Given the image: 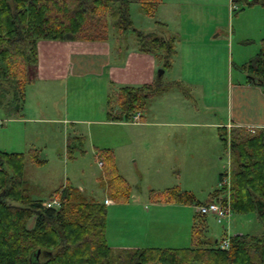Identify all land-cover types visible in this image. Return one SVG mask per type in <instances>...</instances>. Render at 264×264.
I'll return each instance as SVG.
<instances>
[{"label": "trees", "instance_id": "obj_1", "mask_svg": "<svg viewBox=\"0 0 264 264\" xmlns=\"http://www.w3.org/2000/svg\"><path fill=\"white\" fill-rule=\"evenodd\" d=\"M130 1L0 0V105L20 107L25 86L35 74L39 39L105 40L109 36V18H113L118 41L132 30L140 50L155 54L162 68L169 65L175 37L134 27ZM137 1L150 16L160 2ZM258 1L264 5V0H231L236 9ZM240 67L249 80L264 83V43ZM158 85H122L117 93L120 111L112 117L129 120L135 111L144 108ZM221 138L228 144L230 155L231 209L255 211L256 200L264 199V129L222 127ZM96 154L107 176L108 193L117 201L126 200L131 186L117 172L112 150L99 148ZM38 155L37 148H31L28 154L0 149V264H264V232L231 234L229 247L222 249L218 242L208 244L201 221L205 215L197 212L191 245L113 247L106 236L105 203L88 199L69 184L51 192V196L59 198L56 207L44 206L43 199L28 193L23 186L25 162L27 158L42 162L44 159ZM223 175L220 173L219 178ZM223 187L216 188L205 202L215 199ZM157 199L202 202L194 201L191 192L175 188ZM31 217L34 221L29 226ZM37 249L40 251L36 257Z\"/></svg>", "mask_w": 264, "mask_h": 264}, {"label": "rangeland", "instance_id": "obj_2", "mask_svg": "<svg viewBox=\"0 0 264 264\" xmlns=\"http://www.w3.org/2000/svg\"><path fill=\"white\" fill-rule=\"evenodd\" d=\"M189 2L187 0L183 7L186 12L183 25L198 22L199 26L205 25L204 28L208 29V25L216 24L222 30L216 36L214 31L210 35L215 40L211 44V51L216 61L219 59L220 62V97L221 103H225L227 83L245 76L240 62L254 56L259 48L260 37L264 35V5L258 1L250 5H239L236 9L237 5H232L231 0H198L196 4ZM129 11L134 27L150 29L149 23L155 16L146 14L137 0L130 1ZM190 11L198 16H190ZM171 23L175 24L173 20ZM159 28L151 32L163 37ZM108 31L109 36L115 40L116 26L113 18H109ZM188 35L190 38L195 37L200 44L203 43L201 34ZM246 37L250 39L246 40ZM135 40L133 31H127L123 41L132 44L131 41ZM25 88L30 101L35 86L27 83ZM171 100L176 102L172 94L163 102ZM201 100L197 99V106L201 107ZM149 103L150 108L159 114L154 119L164 121L166 118L157 110L165 106V103L158 98L151 99ZM99 106L101 104L91 110L80 108L78 114L85 118L102 117ZM221 110L225 112L224 107ZM23 114L22 118L10 117L0 105V148L28 151V146H32L39 149L38 156L44 160L35 163L27 158L26 168L24 166L23 186L32 197L48 199L52 190L63 183L72 185L88 199H102L107 194L111 197L106 187L104 167L94 155V145H105L112 150L118 166L117 172L128 180L131 187L126 200L117 201L111 197V202L106 204V230L111 244L135 243L142 247L191 245L195 203L179 201L183 204L176 208L157 198L168 195L169 190L175 188L191 192L196 202L206 201L221 186L219 173L224 174L230 185L228 144L221 138L222 127L208 124L173 126L171 130L180 128L187 131L185 141L176 146L175 150V143L165 148L167 144L164 139L161 143L152 137L156 132L169 129V126L40 120L34 117L54 116L26 104ZM54 115H57L56 112ZM221 191L226 194V187ZM202 220L203 226L208 224L207 232L205 230L204 233L209 245L236 232H264V211L260 214L257 210H231L222 222H218L213 215L201 217Z\"/></svg>", "mask_w": 264, "mask_h": 264}, {"label": "crops", "instance_id": "obj_3", "mask_svg": "<svg viewBox=\"0 0 264 264\" xmlns=\"http://www.w3.org/2000/svg\"><path fill=\"white\" fill-rule=\"evenodd\" d=\"M186 1L160 0L153 15L155 18L149 23L150 29H147L148 27L145 30L143 29V31L156 32V28L160 27L158 31L161 35H173L175 37V52L172 55L170 64L165 66L162 72L158 71L161 66L156 55L152 52L140 50L136 40L131 41L132 44H126L123 40V42L118 41L116 38L113 40V36H108L105 40L39 39L37 41L35 74L33 79L28 82L35 86L32 100L29 101L27 93L24 91L19 108L18 105L15 107L2 105V107L7 110L8 116L13 118L24 116L23 108L26 104L30 108H36L38 111H44L46 114L50 113L54 116L45 117L40 115L34 117L40 120L61 121L64 123L107 121L144 126L155 124L169 126V129L156 132L152 137L161 143L164 139L167 144L165 148L175 143V150L176 146L185 141L187 131L180 128L171 130L170 128L173 126L208 124L210 126L225 127L228 130L231 126L240 125L247 128L264 129V83L249 80L246 72L241 69V71H244L245 76L227 83L225 103H221L220 62L219 59L216 61L215 54L211 51V44L215 40H212L210 32L214 31L216 36L222 30L216 24L208 25V29L204 28L205 25L199 26L198 22L183 25L186 14L183 7ZM197 1L190 0L189 4H196ZM190 16L198 15L190 11ZM171 20L175 24L171 23ZM177 22H179V25H176ZM198 33L203 37V43L201 44L197 42L195 37L190 38L188 35L194 34L196 36ZM249 39L248 37L246 40ZM263 43L264 35L260 37L259 48L254 56L263 46ZM214 51L216 52V50ZM249 59L241 61L240 64L242 65ZM153 82H158V91L149 97L144 108L135 111L140 114L139 120H132V116L129 120L114 119L112 117V114H117L120 111L117 93L122 85H139ZM170 94L175 96L176 102L172 100L163 102V100L169 98ZM157 98L160 102L165 103V106L157 110L160 115L166 118L164 121H156L154 118L159 114H156L150 108V100ZM198 98L202 99L201 107L196 105ZM100 104L101 110L99 112H101L102 117L85 118L78 114L80 108L91 110ZM221 107H224L225 112L221 110ZM55 112L57 115H54ZM100 147L109 148L105 145L95 144L94 155L97 158L96 152ZM31 148L36 147L28 146L26 149L28 151L0 149L22 151L28 154ZM28 159L30 160V158ZM65 185L67 183H63L58 187ZM105 198L109 199L107 203L104 202ZM95 200L106 205L111 202V197L107 194L102 199L96 198ZM165 202L176 208H180V205L183 204L173 200ZM193 220L194 215L192 223ZM33 221L34 219L30 218L28 225L32 226ZM207 225L204 229L206 232ZM206 232L204 236H206ZM106 236L109 242L108 230H106ZM110 245L126 248L142 247L135 243L116 242L110 243ZM143 247H148V245Z\"/></svg>", "mask_w": 264, "mask_h": 264}, {"label": "built area", "instance_id": "obj_4", "mask_svg": "<svg viewBox=\"0 0 264 264\" xmlns=\"http://www.w3.org/2000/svg\"><path fill=\"white\" fill-rule=\"evenodd\" d=\"M140 114L139 112H135L132 115V120H139ZM100 165L102 164L101 161ZM220 185L226 187V194L221 192L215 199L210 200L208 202H201L197 203L196 205V212L202 215H213L214 218L218 222H222L226 216L230 213L231 205L229 200V183H227L226 178L224 176L220 179ZM109 201L108 198L104 199V202L107 203ZM59 198L57 196H51L48 199H44L42 201V204L44 206L50 207V206H59ZM218 246L222 249H226L229 247V237L225 236L223 237L219 242Z\"/></svg>", "mask_w": 264, "mask_h": 264}, {"label": "water", "instance_id": "obj_5", "mask_svg": "<svg viewBox=\"0 0 264 264\" xmlns=\"http://www.w3.org/2000/svg\"><path fill=\"white\" fill-rule=\"evenodd\" d=\"M158 71H159V72H162V71H163V68L160 67V68L158 69ZM256 210H257L260 214L263 212V210H264V200H262V199H257V200H256ZM39 251H40V250L37 249V251H36V257H37V255H38Z\"/></svg>", "mask_w": 264, "mask_h": 264}]
</instances>
